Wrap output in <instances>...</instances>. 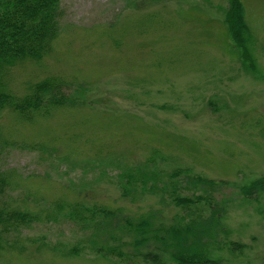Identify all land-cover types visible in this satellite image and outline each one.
<instances>
[{
  "label": "rangeland",
  "instance_id": "1",
  "mask_svg": "<svg viewBox=\"0 0 264 264\" xmlns=\"http://www.w3.org/2000/svg\"><path fill=\"white\" fill-rule=\"evenodd\" d=\"M241 1L251 36L245 52L222 17L227 0H60L50 53L12 67L5 81L22 96L28 85L57 77L75 103L31 122L3 113L0 170L12 183L0 206L40 212L79 202L133 219L164 209L168 221L172 207L153 197L131 204L116 186L122 171L142 169L157 152L168 173L180 166L226 183L214 198L244 205L222 225L227 240L247 248L221 257L264 264V195L246 204L236 193L264 177V0ZM101 224L96 231L43 218L22 229L24 250L0 253V264H113L89 249L118 236L114 220Z\"/></svg>",
  "mask_w": 264,
  "mask_h": 264
},
{
  "label": "trees",
  "instance_id": "2",
  "mask_svg": "<svg viewBox=\"0 0 264 264\" xmlns=\"http://www.w3.org/2000/svg\"><path fill=\"white\" fill-rule=\"evenodd\" d=\"M60 13V0H0V119L8 112L24 122H31L35 116L46 117L55 109L74 106L75 101L66 95V85L60 78L49 77L30 84L22 96L10 92L5 81L12 67L26 61L39 62L50 53L60 31ZM222 17L231 42L236 49L245 52L243 49L251 36L245 24L242 1L227 0ZM157 161L167 162L155 152L142 169L122 171L117 176L116 186L119 196L131 204L153 197L165 210L172 207L174 214L168 221L161 214L164 209L151 210L133 219L121 210L88 207L79 202H56L50 211L40 212L26 207L7 208L2 204L0 253L24 250L22 229L42 222L43 218L47 221L62 218L82 228L96 225V231L103 230L101 223L105 220H114L113 230L118 236L106 234V240L101 238V242L89 246L98 258L113 264H225L227 260L221 254L231 258L241 256L247 247L227 240L222 218L244 203L216 200L213 193L226 186L222 181L208 180L180 166L168 173ZM179 178H184L187 186L182 187ZM11 183L12 175L0 170V200L6 196ZM184 189L193 192L186 194ZM236 193L240 202H257L264 195V177L237 186Z\"/></svg>",
  "mask_w": 264,
  "mask_h": 264
}]
</instances>
